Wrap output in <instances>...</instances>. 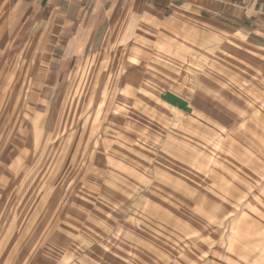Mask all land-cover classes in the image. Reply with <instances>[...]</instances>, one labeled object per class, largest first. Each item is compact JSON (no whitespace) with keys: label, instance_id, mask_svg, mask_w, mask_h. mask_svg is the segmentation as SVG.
I'll return each instance as SVG.
<instances>
[{"label":"rangeland","instance_id":"obj_1","mask_svg":"<svg viewBox=\"0 0 264 264\" xmlns=\"http://www.w3.org/2000/svg\"><path fill=\"white\" fill-rule=\"evenodd\" d=\"M2 45L0 264H264V81L234 129L167 87L58 108L49 51Z\"/></svg>","mask_w":264,"mask_h":264},{"label":"crops","instance_id":"obj_2","mask_svg":"<svg viewBox=\"0 0 264 264\" xmlns=\"http://www.w3.org/2000/svg\"><path fill=\"white\" fill-rule=\"evenodd\" d=\"M0 34L2 48L49 51L41 97L58 108L103 85L123 113L124 92L167 87L161 97L234 129L252 112L239 91L264 81V0H0Z\"/></svg>","mask_w":264,"mask_h":264}]
</instances>
